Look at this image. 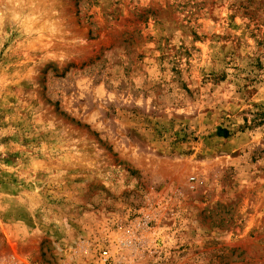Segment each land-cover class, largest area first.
Masks as SVG:
<instances>
[{
	"label": "rangeland",
	"instance_id": "rangeland-1",
	"mask_svg": "<svg viewBox=\"0 0 264 264\" xmlns=\"http://www.w3.org/2000/svg\"><path fill=\"white\" fill-rule=\"evenodd\" d=\"M12 258L264 264V0H0Z\"/></svg>",
	"mask_w": 264,
	"mask_h": 264
},
{
	"label": "built area",
	"instance_id": "built-area-1",
	"mask_svg": "<svg viewBox=\"0 0 264 264\" xmlns=\"http://www.w3.org/2000/svg\"><path fill=\"white\" fill-rule=\"evenodd\" d=\"M104 254H107V252H104ZM8 264H27L25 261H18L17 259H10V261L8 262Z\"/></svg>",
	"mask_w": 264,
	"mask_h": 264
},
{
	"label": "trees",
	"instance_id": "trees-1",
	"mask_svg": "<svg viewBox=\"0 0 264 264\" xmlns=\"http://www.w3.org/2000/svg\"><path fill=\"white\" fill-rule=\"evenodd\" d=\"M218 134L221 136H226V137L229 135L228 130L222 129V128L218 129Z\"/></svg>",
	"mask_w": 264,
	"mask_h": 264
}]
</instances>
